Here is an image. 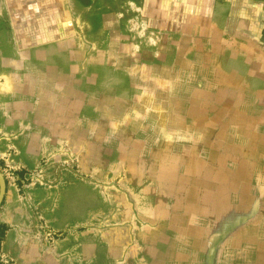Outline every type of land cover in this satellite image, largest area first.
Returning a JSON list of instances; mask_svg holds the SVG:
<instances>
[{"label": "rangeland", "instance_id": "374dc122", "mask_svg": "<svg viewBox=\"0 0 264 264\" xmlns=\"http://www.w3.org/2000/svg\"><path fill=\"white\" fill-rule=\"evenodd\" d=\"M3 1H8V5H2ZM229 1L165 0L156 6L150 0H0V12L2 8L9 14L8 22L0 17V30L8 25V33H0V73L9 71L4 68L10 67L17 56L21 60L22 54L10 49L18 41L26 49L24 59L39 62L36 66L42 77L52 75L58 87L69 84L73 77V102L67 111L73 116L81 109L82 72H87L88 77L101 78L97 83L105 84L101 88L106 90L100 92L105 106H111L114 97L125 98L128 94L123 90L129 89L124 80L128 72L137 78V84L131 85L132 98L158 102L162 99L169 109V117L164 119L168 124V132L164 134L168 142L165 152L174 165L169 167L168 191H177L175 164L182 162L178 165L182 173L178 181V190H182L179 197L185 209L193 210L174 213V218L186 224L183 231L190 230V237L193 236L192 229L187 228L190 225L195 230L206 228L212 239L209 249L222 243L229 231H237L239 239L251 241L256 248L249 252L245 243L241 245L245 260L242 263L252 264L254 257L250 255L264 261V110L261 118L246 116L242 111L244 103L233 98L236 94L232 88L218 85L223 81L215 75L219 71L220 54L209 53V49L212 44L218 46L217 53H222L223 48H238L235 50L240 52L239 49L245 51L249 47L255 57L264 58V54L257 56L258 51L252 45L256 44L255 37H244L241 31L226 35L220 23L215 26L209 19L208 9L213 2ZM199 24L202 36L196 34ZM248 41L251 42L247 44ZM114 61L121 62L122 68L115 69L117 77L110 79L112 70L106 67ZM82 62H87L86 68L81 67ZM27 66L17 72H26ZM143 77L153 80L141 84ZM155 79L168 84L156 85ZM99 88L100 84H89L88 95L94 98ZM107 88L121 90L115 94ZM141 112L137 111L136 117L120 119L88 113L85 118L89 126L99 121L101 132L94 128L90 132L51 134L52 143L30 171L11 164L9 167L0 159L4 187L14 183L19 194L22 185L33 181L26 174H32L33 183L40 188L66 182L78 187L71 214L74 220L78 219L81 205L87 208L89 223L85 229L89 231L73 240L74 264H80L81 254L88 257L83 264H114L113 256L120 249L122 253L130 252L129 245H114L107 242V237L112 236L114 226L120 227L113 221V211L120 208V201L124 204L121 192L131 193L127 189L129 183L120 175V159L134 158L137 151L141 156L159 153L155 148L138 145L145 132L137 130L139 127L135 130L133 124L146 123L148 128L154 124L152 118ZM85 124L78 120L77 128L84 129ZM19 171H23L22 176ZM127 180L138 182L136 177ZM198 205L201 209L195 207ZM208 206H212L211 212H204ZM98 220L104 224L98 226ZM43 228L48 240L57 238L53 229ZM118 228L114 230L120 231ZM80 230L75 228L73 232ZM233 244L239 248L240 242L235 240ZM145 247L141 245L138 251L142 264L143 259H148ZM200 247L186 242L170 244L167 262L192 255ZM160 255V251L153 254L154 258ZM0 264L13 262L0 252Z\"/></svg>", "mask_w": 264, "mask_h": 264}, {"label": "crops", "instance_id": "0c3cea01", "mask_svg": "<svg viewBox=\"0 0 264 264\" xmlns=\"http://www.w3.org/2000/svg\"><path fill=\"white\" fill-rule=\"evenodd\" d=\"M164 1L153 0L152 2L150 0L151 5L156 6L162 5ZM229 2H213L208 9V13L211 11L209 19L214 22L215 26L220 23L226 35H236L238 31H241L244 37H255L256 44H251L256 47L257 56L264 54V40L261 39L264 38V2L260 0H230ZM1 3L8 5V1ZM153 11L158 10L152 9ZM148 14L151 13L148 12ZM0 17L5 22L9 21L8 12L2 8ZM7 27L8 25L0 30L2 35L3 31L5 35L8 33ZM196 29H198L196 34L202 36L200 24ZM250 42L248 41L247 44ZM10 49L18 55L22 54V57L19 60L17 56L10 67L4 68L9 71L0 73V159L4 164L9 167L10 164L15 165L30 171L38 163L43 150L52 143L51 134L90 132L94 128L100 131L102 123L99 121H97L98 124L90 123L89 126L85 118L89 116L88 113L96 114L97 117L107 116L120 119L136 117L139 115L137 111H143L141 113L145 117L152 118L154 124L151 128H148L146 123L144 125L133 124L135 130L139 127L137 130L145 132L144 138L138 142V145L144 149L155 148L159 150V153L156 156H141L137 151L134 158L122 157L119 161L120 175L125 183H129L127 189L129 192L131 190V193L126 195L125 192H121L124 196V204L122 205L120 201V208L115 205L117 209L113 211V221L120 227L114 226L112 236L107 237V242L118 246L129 245L130 252L122 253L123 249H120L113 259L119 264H142L138 251L141 245H145L144 252L148 259H143V264H251L250 262L242 263L245 260L241 256V245L245 243L247 246L245 249L249 252L253 249L256 251V248H253L251 241H245V238L239 239L237 231H229L222 239V243L209 249L212 239L205 231L206 228L202 231L200 228L195 230V227L190 225L187 227L192 229L193 236L190 237V230L187 233L183 231L186 224L179 223L178 218H174V213L193 210L185 209V206L181 205L183 199L179 197L182 195V190L181 188V191L178 190L180 185L178 181L182 173L180 169L178 170V165L182 162L175 164L177 166L175 168L177 174L175 190L177 191H168L169 167L174 163H170V158L165 152L168 142L164 134L168 132V124L164 122V119L169 117L170 113L162 99L158 102L148 100V98L140 101L136 99V96L132 98L131 85L137 84V78L130 76L128 72L129 76L124 80L129 89L123 88L128 94L124 93L125 98L114 97L112 107L105 106V99L100 97V92H104L106 88H101L102 81L97 83V80L101 78L88 77L87 72H82L80 89L82 96L79 103L81 109L80 113L73 116L67 112L71 108L70 103L73 102V77H70L69 84L58 87L56 78L51 77L52 75L42 77V73L36 66L39 62L24 59L26 49L18 44V41L17 45ZM235 49L238 48H223L222 53H217L218 46L216 44L210 46L209 53L220 54L217 66L219 71L215 72V75L223 81L222 83L219 81L218 85L232 88L236 94L233 98L244 103L242 106L245 109L242 111L244 110L246 116L261 118L264 110V58L255 57L256 55L249 50V47L245 51L239 49L240 52ZM212 56L213 54H208V57ZM25 64L28 65L27 71L19 74L17 71L20 68L25 69ZM85 65L87 62H82L81 67ZM120 68H122L121 62L118 61L106 67L112 70L109 71L110 79L117 77L115 69ZM129 68L131 69V66ZM142 79L141 84H147L148 79L153 80L152 77ZM95 83L100 84V88L97 89L96 96L93 98L88 95L89 84L94 85ZM154 83L156 85L168 84L161 79H155ZM110 89L107 88L109 91ZM120 90L121 88L119 92ZM111 91L115 92V89L112 88ZM119 92L116 91L115 94ZM78 120L87 123L84 129H81L83 126L77 128ZM26 177L34 181L32 174H26ZM135 177L138 182L134 184L130 183L129 179L127 180V178L133 180ZM80 178H82L81 175ZM33 181L22 185L21 194L18 193L14 183L9 182L5 185L0 205V225H4L6 230L0 240V252L5 254L13 264H74L73 240L83 237L86 231H89L85 229L88 228L89 223L87 208L81 205L78 219L74 220L71 214L74 192L78 190V187L72 182H66L40 188ZM195 207L201 209L200 205ZM208 207L204 212H211L210 207L212 206ZM213 210L215 211V207ZM196 212H201V210ZM98 221V226L101 225L100 223L104 224V221ZM43 227L53 229L56 232L54 236L57 238L48 240ZM75 228L82 230L73 232ZM117 228L121 230L115 231L114 229ZM235 240L240 242L239 248H234ZM181 242L199 244L202 247L192 255L178 257L167 262L168 246ZM82 245L83 243H81V248ZM159 251L161 255L154 258L156 255L153 256V254ZM85 255L86 258L81 254L80 264L88 260L87 254ZM250 257H254L252 264H264L260 257L255 255H250ZM105 258L107 256H104Z\"/></svg>", "mask_w": 264, "mask_h": 264}, {"label": "trees", "instance_id": "16d2710c", "mask_svg": "<svg viewBox=\"0 0 264 264\" xmlns=\"http://www.w3.org/2000/svg\"><path fill=\"white\" fill-rule=\"evenodd\" d=\"M17 173H19V176L23 175V171H19ZM17 185L20 187L19 183H17ZM5 230H6V227L4 225H0V240L3 237Z\"/></svg>", "mask_w": 264, "mask_h": 264}, {"label": "water", "instance_id": "95a60500", "mask_svg": "<svg viewBox=\"0 0 264 264\" xmlns=\"http://www.w3.org/2000/svg\"><path fill=\"white\" fill-rule=\"evenodd\" d=\"M4 188H5L4 187V182H3L2 178L0 177V202H1L2 198H3Z\"/></svg>", "mask_w": 264, "mask_h": 264}]
</instances>
